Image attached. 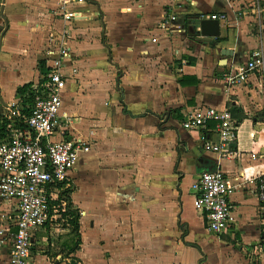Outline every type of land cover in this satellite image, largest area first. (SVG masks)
<instances>
[{"label": "crops", "instance_id": "0c3cea01", "mask_svg": "<svg viewBox=\"0 0 264 264\" xmlns=\"http://www.w3.org/2000/svg\"><path fill=\"white\" fill-rule=\"evenodd\" d=\"M69 3L76 14L70 22L59 0L0 5L4 138L10 125L23 123L8 116L9 107L31 103L18 90L40 80L47 50L65 36L64 124L52 139L92 141L58 188L65 200L72 185L80 245L74 250L78 236L70 223L55 224L36 233L32 264H264L252 253L261 239L256 184L243 177L264 173V75L255 72L233 87L224 78L264 46V0ZM213 14L225 18L217 19L220 36L209 38L201 23ZM204 107L229 108L239 123L228 158L206 150L201 131L182 126L187 112ZM217 168L239 185L226 235L209 231L194 207L201 174ZM7 261L0 247V264Z\"/></svg>", "mask_w": 264, "mask_h": 264}, {"label": "built area", "instance_id": "2783aa9c", "mask_svg": "<svg viewBox=\"0 0 264 264\" xmlns=\"http://www.w3.org/2000/svg\"><path fill=\"white\" fill-rule=\"evenodd\" d=\"M59 1L62 17L67 22L72 21L76 14L70 10L69 0ZM237 12L244 14L242 8ZM224 18L223 14L212 15L214 20ZM176 19L173 15L170 22ZM167 27L168 23L162 24V28ZM64 38L58 40L56 47L50 46L47 50L46 69L25 95V98H32L31 103L23 102L24 99L9 107L8 116L20 118L25 126L10 125L8 137L0 138V218L3 219L0 221V247L8 250L7 264H32L36 233L63 220L67 211L58 188L76 168L80 155L92 148L90 139L64 134L58 140L52 139L64 124L61 115L62 94L66 87L64 66L69 56ZM255 72L264 75V46L253 50L245 63L225 73L224 78L233 87L246 83ZM182 126L187 130L201 131L206 150L220 158L232 155L239 123L229 108L204 107L187 112ZM243 177L256 184L261 239L253 246L252 253L263 257L264 173H244ZM238 188L234 179L221 168L201 174L195 185L194 206L209 231L218 235L231 231L234 210L231 197Z\"/></svg>", "mask_w": 264, "mask_h": 264}, {"label": "trees", "instance_id": "16d2710c", "mask_svg": "<svg viewBox=\"0 0 264 264\" xmlns=\"http://www.w3.org/2000/svg\"><path fill=\"white\" fill-rule=\"evenodd\" d=\"M32 85H25L24 87L20 88L18 90V95L19 96H23L25 93H28L27 91H29V89L31 88ZM32 98L28 97L26 98V101L31 102ZM9 124V122L7 120L4 121H0V138H4L5 137V129L7 128V125ZM22 127L25 126L24 123L21 124ZM72 185L66 189L63 192V197L65 198L66 202H67V206H66V213H64V216H70L71 219L69 220L70 225L73 227L74 231L76 232V235L78 236V242L75 244V249H77L80 245V234H79V213L77 209H74L73 204L71 202V193H72Z\"/></svg>", "mask_w": 264, "mask_h": 264}, {"label": "water", "instance_id": "95a60500", "mask_svg": "<svg viewBox=\"0 0 264 264\" xmlns=\"http://www.w3.org/2000/svg\"><path fill=\"white\" fill-rule=\"evenodd\" d=\"M6 0H3L2 9H4ZM201 30L202 34L212 38V37H219L220 36V22L218 20H204L201 23ZM228 49H226L224 52H227ZM231 52V51H228Z\"/></svg>", "mask_w": 264, "mask_h": 264}, {"label": "rangeland", "instance_id": "374dc122", "mask_svg": "<svg viewBox=\"0 0 264 264\" xmlns=\"http://www.w3.org/2000/svg\"><path fill=\"white\" fill-rule=\"evenodd\" d=\"M64 203L66 204V206H67V202H66V200L64 201ZM195 207V206H194ZM143 216H147L146 214L144 215L143 214ZM63 220H59V222L55 225V227H58V228H64L66 225H68L70 222H69V220L71 219L70 218V216H63ZM1 220H3L2 218H0V221ZM176 221V219L173 217L172 219H171V222H175Z\"/></svg>", "mask_w": 264, "mask_h": 264}]
</instances>
